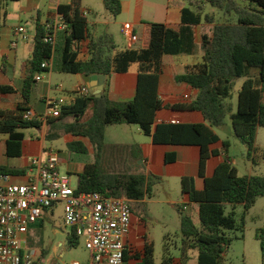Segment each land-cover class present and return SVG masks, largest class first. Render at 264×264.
I'll use <instances>...</instances> for the list:
<instances>
[{"label":"trees","instance_id":"trees-1","mask_svg":"<svg viewBox=\"0 0 264 264\" xmlns=\"http://www.w3.org/2000/svg\"><path fill=\"white\" fill-rule=\"evenodd\" d=\"M19 0H0V6ZM107 12L116 18L121 13L120 0H101ZM188 6L181 10V26L178 31L160 24L147 23L148 43L139 50L118 51L114 37L103 33H89L86 17L80 10L81 0L58 5L56 12L67 25L59 56L58 71L69 75H103L127 72L130 64L138 63L139 72L134 98L123 103L111 102L106 90L99 98L92 95H76L69 104L63 105L58 117L46 123L28 108L15 111L0 110V135H6L7 157H20L24 131H40L46 124L45 139H56L59 133L71 137L68 149L75 154L89 155L93 161L85 163L76 174L77 192H98L106 197H123L130 202H141L152 195L158 177L142 170L133 172L126 163L141 159L136 145H107L105 128L111 125H136L150 137L155 145L197 146L200 149L198 173L203 178V189L197 190L193 178L181 179V193L188 196V204L197 210L199 226L186 213L180 219V246L178 258L181 264H223L224 254L231 239L226 231L240 227L234 218L236 206L248 210L257 199L264 197V177L239 176L230 159L225 157L212 177L206 178L207 161L216 156L211 146L219 142L215 129L221 128L225 118L230 117L234 137L247 148V159L255 162L257 147L256 131L264 127V0H186ZM206 7L213 13L205 12ZM215 13L225 20L216 23ZM201 24L212 25L209 32L201 35L202 63L188 67L184 74L175 76L177 84L184 83L197 91L187 105H173L175 109L198 112L203 124H155L156 112L162 107L158 85L161 59L165 55H193L195 45L192 28ZM45 23L35 24L34 47L25 65L21 96L29 104L37 85L36 76L49 73L42 69L43 62L55 58L52 46L44 42ZM89 39L88 59L78 60L81 41ZM237 79H244L238 92L234 112L232 87ZM14 91L11 86H0V94ZM25 113H30L29 119ZM69 119V121H67ZM227 151L228 144L223 143ZM134 151V153H133ZM121 160V161H120ZM140 169L141 167L138 166ZM17 171L0 167V174L13 175ZM71 175V174H70ZM185 205V206H187ZM230 212L226 213V207ZM184 207V206H183ZM182 207V210L184 211ZM79 238L70 231L66 240L68 247ZM264 264V228L256 233ZM177 249V245L174 244ZM193 253V255L191 254ZM49 255L41 250L40 257L30 264H44ZM174 256L165 241L161 263L172 264ZM126 262L124 252L123 263ZM139 264H155L153 244L146 245Z\"/></svg>","mask_w":264,"mask_h":264},{"label":"crops","instance_id":"crops-1","mask_svg":"<svg viewBox=\"0 0 264 264\" xmlns=\"http://www.w3.org/2000/svg\"><path fill=\"white\" fill-rule=\"evenodd\" d=\"M85 1L88 2L89 7L81 8L80 2V10L86 17L87 14L93 13L94 7L89 5V3L92 4V0ZM48 2L49 6L46 5V1L44 0H19L15 3L0 6V86H11L14 89L12 93L0 94V110L15 111L18 108H28L35 115L42 116L47 110V102L62 98L61 93L66 91L63 82L53 84L54 74L58 76H70L69 74H61L58 71L60 51L64 42V35L60 33L58 34L57 52L55 53L51 71L48 74L41 75V80L37 81L35 92L31 96L29 104H25L21 96L22 81L25 77V65L34 47L36 22L39 21V23L44 24L53 20L57 14L56 9L58 5L69 4L71 0H48ZM120 2V15L116 18L111 17L114 20L117 18L119 20L121 18L128 20V23H131L134 27V31L138 36V42L131 44L127 39L122 38L121 46L118 47L116 44L118 51L139 50L147 45V23L160 24L166 28L178 31L181 26V10L189 4L186 0H120ZM215 20L216 23H221L225 18H222L220 13H215ZM99 25H101L99 22L88 23L89 33L94 36L100 35L98 33ZM21 26L25 27L28 32V39L26 41L16 35L17 28ZM211 26L201 24L192 28L195 54L179 56L165 55L162 57L158 85V94L162 107L156 112L154 127L161 123L172 124L171 121H177L178 124L204 123V118L198 112L172 108L173 105H187L191 103L197 95L196 90L184 83L177 84L174 78L175 76L184 74L188 67L202 63V54L200 52L201 35L209 32ZM88 42L89 39H86L79 44V61L88 59ZM138 72L139 64L133 63L130 64L127 72L113 73L110 77H105L102 92L106 90L108 99L114 103L131 101L136 93ZM45 75H47V79H45ZM71 76L74 78L75 84L69 90V96L67 95L66 98H62L64 104H69L76 96L71 95L72 92L77 94L76 92L79 87L86 86L81 75ZM57 87L60 89L57 90ZM44 127L45 124L39 131L40 137L30 135L27 138L24 132L25 137L21 146V156L17 158L6 156L5 143L7 136L0 135V167L12 168L17 171L15 174L10 175L13 183L26 184L31 180V176L28 173L31 159L46 160L43 156V143L45 141V135L43 134ZM136 131L138 141L125 145H136L139 147L141 159L136 164L140 165L139 162L141 161V165L144 166V169L140 166V170L158 177L160 179L158 183L162 185L168 186L170 183L176 181L180 183L182 178L190 177L193 178L197 190L203 189V178L199 177L198 173L200 159L199 147L155 145L152 143L151 138L144 135L138 127ZM223 143L224 141L219 137V142L211 146V150L217 154L207 161L206 178L212 177L216 167L223 162L225 157H228ZM88 156L90 160L86 163H91L93 157L90 151ZM126 163L130 164V170L136 172L129 156H127ZM83 165L75 166L73 173H79ZM181 196L183 204L187 205L188 196L182 193ZM141 202H144V200ZM168 203L172 202L169 201ZM183 209L186 213H197L195 206L187 205ZM47 212L48 210L44 212L40 221L30 227L27 234V241L29 234L39 231L41 224L47 216ZM146 229V223L142 218L136 216L131 211L130 233L125 240L126 262L123 264H139L143 258L145 246L153 244L146 234ZM53 230L56 233L59 232L56 228ZM192 257L193 259H191L190 264H195L194 255ZM160 263L161 258L159 259ZM172 264H181L178 256H174Z\"/></svg>","mask_w":264,"mask_h":264},{"label":"rangeland","instance_id":"rangeland-1","mask_svg":"<svg viewBox=\"0 0 264 264\" xmlns=\"http://www.w3.org/2000/svg\"><path fill=\"white\" fill-rule=\"evenodd\" d=\"M44 1L49 6L48 0ZM89 5L94 7V11L92 14L86 15L88 23L99 22L101 25L98 27V33L112 34L115 37L116 44L120 47L122 38L124 39L120 34L121 24L128 23V20L122 18L114 20L109 12L105 10L101 0H92V4L89 3ZM87 7H89L88 2L82 0L81 8ZM213 11L209 7L205 9L207 13L214 14ZM44 77L47 79V75ZM73 79L71 75L58 76L54 74L53 84L61 82L64 84L63 86L66 91L61 93L62 98H66L67 95L69 96V90L75 84ZM243 81L244 79H237L233 83L231 102L234 112L237 106L238 92ZM76 93L72 92L71 95H79L78 92ZM136 128V125L125 124L107 126L105 128L104 141L107 145L118 146L137 142ZM43 129V134L46 136V124ZM215 131L228 144L227 156L232 166L236 168L239 176L256 175L264 177V127H259L256 131L255 146L258 150L256 156H253L254 163L247 159L246 146H243L234 137L229 116L225 118L224 125L221 128L215 129ZM24 132L27 138L30 135L40 137V132L37 130L29 129ZM69 141H71V137L63 133H59V137L56 139H45L43 143V156L44 159L48 157L57 159L59 173L69 175L71 185L76 187L77 177L73 173V170L75 166L89 162L90 157L88 155L72 153L67 146ZM138 166L141 165H133L134 170L137 171L139 169ZM180 189L181 183L177 181L170 183L168 186L156 183L152 188L150 198L145 199L144 202H132L129 204L131 211L136 216H140L146 223V234L149 240L153 242L155 264H159L165 241L168 243L173 256H178L180 219L186 214L182 210L185 204L182 202ZM169 201L172 203H168ZM229 212L230 207L227 206L226 213ZM234 218L240 228L238 230L226 231V235L231 239V243L224 254L223 264H262L260 244L256 239V233L258 230L264 228V197L257 199L255 204L246 211L243 206H236ZM192 220L196 226H199L196 212H192ZM54 228L58 229L59 232H54ZM67 233H69V229L63 223V205L62 203H58L54 208L48 210L39 231L28 235L26 250L32 251L33 261L40 257L41 250H48L49 255L45 259L44 264H71L73 261L80 264H88L90 254L85 249L84 240L79 238L74 246L68 247L66 240ZM174 244L177 245V249L174 247ZM191 254L193 255V253Z\"/></svg>","mask_w":264,"mask_h":264},{"label":"built area","instance_id":"built-area-1","mask_svg":"<svg viewBox=\"0 0 264 264\" xmlns=\"http://www.w3.org/2000/svg\"><path fill=\"white\" fill-rule=\"evenodd\" d=\"M44 42L57 49L58 34H64L67 25L56 14L45 23ZM120 34L131 44L138 36L131 23L121 26ZM16 35L28 39L25 27L17 28ZM53 55L42 63V69H52ZM36 76V81L41 80ZM60 88L57 87V90ZM81 97L90 95L84 85L78 88ZM64 101L58 98L47 102V110L40 120L59 116ZM29 119L30 113H25ZM178 124L177 121H171ZM31 180L26 184L13 183L10 175L0 174V264H30L33 253L26 250L30 227L40 221L46 210L58 203L63 205V223L78 238L84 240L89 252L88 264H123L125 240L130 233L131 208L123 197H106L98 192H77L69 175L60 174L58 160L48 157L45 161L31 159L28 168ZM71 264H80L76 261Z\"/></svg>","mask_w":264,"mask_h":264},{"label":"water","instance_id":"water-1","mask_svg":"<svg viewBox=\"0 0 264 264\" xmlns=\"http://www.w3.org/2000/svg\"><path fill=\"white\" fill-rule=\"evenodd\" d=\"M82 80L86 84V87L89 89L90 95H92L95 98H99L101 96V92L103 89V85L105 82V76L103 75H81ZM141 165V161L139 162ZM142 169H144V166L141 165Z\"/></svg>","mask_w":264,"mask_h":264}]
</instances>
